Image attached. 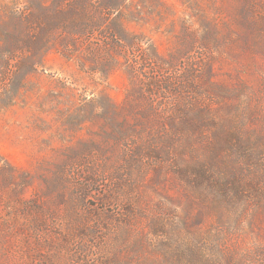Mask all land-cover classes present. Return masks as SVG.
Returning a JSON list of instances; mask_svg holds the SVG:
<instances>
[{
	"label": "rangeland",
	"instance_id": "374dc122",
	"mask_svg": "<svg viewBox=\"0 0 264 264\" xmlns=\"http://www.w3.org/2000/svg\"><path fill=\"white\" fill-rule=\"evenodd\" d=\"M0 264H264V0H0Z\"/></svg>",
	"mask_w": 264,
	"mask_h": 264
}]
</instances>
